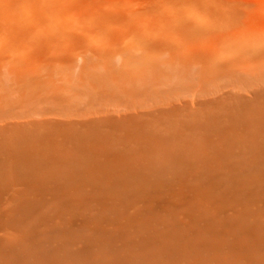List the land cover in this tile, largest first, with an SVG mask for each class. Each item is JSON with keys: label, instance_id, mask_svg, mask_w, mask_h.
<instances>
[{"label": "rangeland", "instance_id": "rangeland-1", "mask_svg": "<svg viewBox=\"0 0 264 264\" xmlns=\"http://www.w3.org/2000/svg\"><path fill=\"white\" fill-rule=\"evenodd\" d=\"M0 264H264V0H0Z\"/></svg>", "mask_w": 264, "mask_h": 264}]
</instances>
